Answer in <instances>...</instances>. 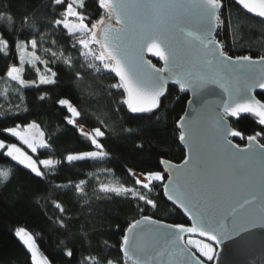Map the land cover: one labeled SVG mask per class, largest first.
Returning <instances> with one entry per match:
<instances>
[{"label":"snow or ice","instance_id":"snow-or-ice-1","mask_svg":"<svg viewBox=\"0 0 264 264\" xmlns=\"http://www.w3.org/2000/svg\"><path fill=\"white\" fill-rule=\"evenodd\" d=\"M49 3L54 6L53 12H58L48 22L54 38L44 47L48 33L36 28L35 14L23 17L21 27L28 26L31 30L22 33L23 39L16 35L15 60L6 61L0 75V97L8 100L12 88L23 102L24 89L57 84L54 66L62 64L71 70L79 63L90 76L111 77L108 95L120 97L116 112L126 106L132 114H147L148 119L157 116L170 82L181 92L190 91L194 98L189 103L196 105L192 109L196 116L186 111L175 121L177 138L185 146L180 164L162 158L160 170L137 172L129 168L127 174L133 178V185L100 184L98 189L109 198L122 197L137 202L138 207L143 202L153 208L156 202L151 193L162 189L169 201L183 209L192 221L191 226L164 224L142 215L123 230L117 255L112 256L110 251L90 254L84 258L86 264H214L218 256L215 245L251 228L264 227V98L258 99L254 94L257 89L264 91V55L229 54L224 42L217 39L225 26L223 0H94V14L80 10L86 8V0H49ZM233 4L238 16L251 14L264 23V0H233ZM0 21L15 24L14 17L4 11H0ZM228 27L234 28L231 18ZM61 37L70 44L75 56L71 52L66 55L63 45L57 51ZM10 51L9 40L0 33V53L8 57ZM145 53L158 58L164 66L157 67L145 58ZM27 71L35 72V78H25ZM74 78L79 86L84 74L75 71ZM210 86L219 88L222 98L212 109L210 119H205L203 112L211 102L202 93ZM49 97L48 91H41L38 98L43 101ZM54 103L66 109L65 122L92 149L69 152L64 160L70 164L104 161L109 156L102 142L108 130L105 120L97 117L104 130L101 126L89 128L80 122L82 112L71 99L59 97ZM15 108L12 111L9 103L8 109L0 112V118H19L21 111L28 112L27 107L20 109L19 104ZM241 114L254 117L259 130L245 135L234 127V118H240ZM0 133L15 138L33 154L51 147L34 120L3 127ZM235 138L247 140V144L242 147L234 142ZM0 156L10 158L36 177L45 176L41 166L52 171L60 163L52 158L37 161L5 139H0ZM10 174L0 171L5 184ZM86 183L80 180L73 186L69 181L57 188L72 186L82 197L86 194ZM54 207L65 213L59 200L54 201ZM143 211L140 207V212ZM56 222L61 228L67 227L63 218ZM15 236L29 254L30 264H50L33 234L18 227ZM104 246L108 250L117 248L107 241ZM65 255L71 257L73 252L67 250Z\"/></svg>","mask_w":264,"mask_h":264},{"label":"trees","instance_id":"trees-1","mask_svg":"<svg viewBox=\"0 0 264 264\" xmlns=\"http://www.w3.org/2000/svg\"><path fill=\"white\" fill-rule=\"evenodd\" d=\"M223 5L225 26L218 33L217 39L224 42L229 54H250L257 57L263 53L264 23L261 19L250 14L238 16L232 0H223ZM53 7L49 0H0V11L11 14L15 19L14 25H6L5 21H0V33L9 40L11 48L8 57L0 53V75L3 74L5 62L12 63L15 60L16 35L23 39L22 33L31 30L28 26L21 27L25 15L31 17L35 14L36 28L39 32L48 33L44 47L50 45L54 37L48 22L58 15V12H53ZM80 10L85 14H94V0H86V8ZM230 18L234 28L228 27ZM61 45L65 47L66 55L69 52L73 56L76 55L63 37L59 40L57 51ZM154 63L159 65L157 62ZM54 70L58 72L57 84L42 85L40 89H24L23 102L13 94L12 88L9 89L8 100L0 97L2 105L0 112L6 111L9 103L12 105V111H16L17 104L20 109L28 108V112L19 113V118L13 116H9L8 119L0 118V129L13 126L15 123L36 121L49 139L51 147L31 154L33 159L39 161L52 158L60 161L52 171L41 166L45 176L36 177L30 170L11 161L10 158L0 156V171L11 173L6 184L3 178H0V264H30L28 253L15 236V229L18 227H24L33 234L38 246L52 264H86L84 258L90 254L110 251L112 256L117 255L123 230L142 215L172 224L183 223L191 226L185 215L163 195L162 189H155L151 193V198L156 202L155 208L144 205L143 202H140L138 207L137 202L122 197L109 198L98 190L100 184L133 185V178L127 174L129 168L137 172L160 170L162 158L175 163L183 161L185 148L177 138L175 121L184 113L188 94L180 93L178 86L170 82L165 97L161 98L162 107L157 116L148 119L147 114L128 112L126 106L119 112L115 111L116 102L120 97L115 94L108 95V85L113 82L109 75L90 76L79 63L71 70L62 64L59 67L54 66ZM75 71L84 74L79 86L74 78ZM25 78L34 79L35 72L27 71ZM41 91H48L50 97L41 101L38 98ZM255 94L258 99L264 98L262 92ZM59 97L72 100L82 112L80 122L86 127L101 126L98 123V116L105 120L108 130L102 142L109 156L104 161L70 164L64 160L69 152L92 149L73 126L65 122L66 109L54 103ZM233 126L243 131L245 135L259 130L254 117L249 114L234 118ZM126 129L132 131H125ZM0 139L16 143L22 150H26L19 141L6 134L0 133ZM234 141L241 146L246 144V140L240 138H235ZM105 169L112 171L106 172ZM80 180L87 181L86 194L82 197L72 190V186L57 188V185H68L69 181H72L74 186ZM55 200L63 204L65 213L61 214L54 207ZM140 207L144 208L143 212H140ZM58 218L64 219L66 228H61L57 224ZM104 241L110 245H117V248L106 249ZM67 250L73 252L71 257L65 255Z\"/></svg>","mask_w":264,"mask_h":264},{"label":"water","instance_id":"water-1","mask_svg":"<svg viewBox=\"0 0 264 264\" xmlns=\"http://www.w3.org/2000/svg\"><path fill=\"white\" fill-rule=\"evenodd\" d=\"M145 58L151 59L153 61V63L157 62L159 64V65H157L155 63L157 65V67H163L164 66L162 61H159L158 58L152 57L151 55H149L147 53H145ZM255 92L264 93V91L259 90V89L255 90ZM255 92H254V94H255ZM186 93L188 94V100H187V103L185 106L184 113L182 115H185V113L187 111V112L191 113L192 116H196L197 113L192 112V109L195 108L196 105L189 103V101L192 100L194 97L190 91L186 92ZM202 95L204 96V98L206 100L211 102L208 106H206V109L203 112V118L210 119V117L212 116V109L215 107V104L218 103L219 100L222 98V96L220 95V89L216 88L215 86H210L208 89L205 90L204 93H202ZM230 139H231V137H230ZM246 144H247V140H246ZM184 148H185V146H184ZM172 163L173 164H180V163H175V162H172ZM162 168H163V165H162ZM165 177H167V173H165ZM169 202L172 203L171 201H169ZM173 205L184 214L183 209L179 208L175 204H173ZM185 217L187 218V220L190 223H192V221L186 215H185ZM153 219L161 221L164 224H172V223H168V222H165V221H162L159 219H155V218H153ZM22 246H23V244H22ZM216 246H217L218 256L215 258L214 264H264V227L258 226L255 228H251L246 232H241V234L239 236H233L232 239L224 240L222 243H220L219 245H216ZM23 248L25 249L24 246H23ZM38 248L41 251V253L43 255H45V253L41 250V248L39 246H38ZM25 251H26V249H25ZM50 264H52V263L50 262Z\"/></svg>","mask_w":264,"mask_h":264},{"label":"rangeland","instance_id":"rangeland-1","mask_svg":"<svg viewBox=\"0 0 264 264\" xmlns=\"http://www.w3.org/2000/svg\"><path fill=\"white\" fill-rule=\"evenodd\" d=\"M42 54H44L43 52H41ZM41 130V129H40ZM34 131V134L38 137V132H36L35 130H33ZM22 144V143H21ZM23 145V144H22ZM24 147H25V149L26 150H23V151H25V152H27V154H29V155H31V154H33V153H31V151L29 150V149H27V147L25 146V145H23ZM109 186H111V185H109ZM186 238H187V236H186ZM193 238H196V239H205V238H201V237H198V236H195V237H193ZM205 242H208V241H206L205 240ZM215 248H216V251H217V246L215 245ZM210 264H212V262H210Z\"/></svg>","mask_w":264,"mask_h":264},{"label":"built area","instance_id":"built-area-1","mask_svg":"<svg viewBox=\"0 0 264 264\" xmlns=\"http://www.w3.org/2000/svg\"><path fill=\"white\" fill-rule=\"evenodd\" d=\"M260 55H264V52H263V53H260L258 56H260ZM258 56H257V57H258ZM179 92L182 93V94H183V93H186V92H181L180 90H179Z\"/></svg>","mask_w":264,"mask_h":264}]
</instances>
